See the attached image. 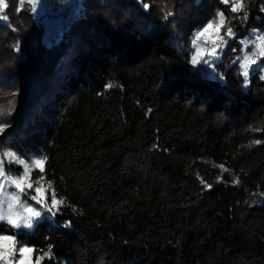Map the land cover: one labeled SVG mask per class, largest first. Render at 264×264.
Here are the masks:
<instances>
[{"label": "trees", "instance_id": "obj_1", "mask_svg": "<svg viewBox=\"0 0 264 264\" xmlns=\"http://www.w3.org/2000/svg\"><path fill=\"white\" fill-rule=\"evenodd\" d=\"M70 1L51 36L31 0L0 15V107L15 104L0 154L47 156L65 201L0 233L34 258L51 249L41 264H264V74L244 87L233 64L242 39L264 34V0L240 13L221 0ZM218 11L236 36L193 65L192 40Z\"/></svg>", "mask_w": 264, "mask_h": 264}, {"label": "snow or ice", "instance_id": "obj_2", "mask_svg": "<svg viewBox=\"0 0 264 264\" xmlns=\"http://www.w3.org/2000/svg\"><path fill=\"white\" fill-rule=\"evenodd\" d=\"M32 12H36V3L38 0H31ZM222 4L230 8L231 13H240L244 10V0H221ZM146 8L150 5L145 4ZM9 8V5L5 0H0V12H4ZM20 10H23V0H21ZM172 16L169 12L164 18ZM218 19L210 20L205 25L201 26V30L195 34V54L191 57V63L197 65L201 62L207 63L208 58L213 59V63L222 54V50L228 46L229 40L234 39L236 34L231 27H228L223 34L221 30L226 23V17L224 11H218L216 13ZM247 13L245 12V18ZM7 15L3 16V20H8ZM204 38L210 40L212 47L203 48L199 44V40ZM192 43H194L192 41ZM243 45H254L255 51L251 54L245 53L242 58H238L233 61V64H238L240 69V75L242 76L245 86L249 83V78L252 71L255 70L253 66L259 68L258 59L261 63H264V34H256L254 40H245L241 42ZM14 50L19 52L20 45L16 44ZM260 71L264 72V68ZM261 80H264V75L260 76ZM107 88L113 87L111 83L106 85ZM15 109V104H11L8 108V112L11 115ZM8 127L5 123H0V133L5 132ZM255 143H261L260 140H256ZM6 158V159H5ZM6 160L14 161L17 165H21L23 172L19 176H11L6 174ZM47 156L39 158H30L26 160L20 158V156L11 151L0 154V218H6L7 223L12 229L20 230L21 228H32L34 223L42 217V211H47L53 216L58 211L59 207L65 203L63 199L57 197V193L53 190L50 196L47 193L43 185L45 180ZM225 171L224 165H220ZM33 170H38L39 177L34 182L31 179V173ZM201 183H205L201 179ZM236 183H239L237 180ZM11 184L15 187V192H7L6 186ZM53 187L52 182L47 183V188ZM205 187L210 188L211 185L205 183ZM29 190H33L34 194H30ZM27 197L22 202L21 195ZM50 200V203H49ZM32 202H35L34 205ZM7 204V208L4 205ZM9 205L13 206L11 214L8 212ZM66 227L69 225H65ZM34 249L29 247L25 242L18 241L17 234L10 232L9 234L0 233V264H33L32 254ZM51 254V249L48 252H44L41 256L35 258L34 264H41V261Z\"/></svg>", "mask_w": 264, "mask_h": 264}, {"label": "rangeland", "instance_id": "obj_3", "mask_svg": "<svg viewBox=\"0 0 264 264\" xmlns=\"http://www.w3.org/2000/svg\"><path fill=\"white\" fill-rule=\"evenodd\" d=\"M57 1L58 0H38V2L36 3V9H37L36 12H35L36 13V18H37V20L39 22H42L45 25V29H46L45 33H46V35H49V36L55 34L56 32L61 31L63 29V27L65 26V20L71 14L70 10L67 9V6H70V9L72 8L70 0H64L61 3H58ZM0 15H1V12H0ZM216 19H218V17ZM224 29H225V27L221 30V34H223V32L225 31ZM256 34H262V33L257 31V30H255V31H253L251 33V36L246 37V38L242 39L241 41L254 40ZM199 44L203 48H206V49L212 47L210 40H205L204 38H201V40L199 41ZM243 50H244L243 55L245 53L251 54L252 51H255V48H254V45L248 44L247 46L243 45ZM195 51H196V48H195V46H193V55L195 54ZM206 59H207L208 62L207 63L201 62L203 65H210L211 62L213 63V59L212 58L206 57ZM258 64L260 65L259 68H258L259 70L261 68H264V63H261L259 59H258ZM253 67L255 69L257 68L256 66H253ZM262 73L264 74V72H262ZM243 82H244V80H243ZM249 83H250V78H249ZM249 83H248V85H249ZM247 86H245V83H244V87H247ZM26 160H30V158H28ZM34 171H38V170H33L32 173H31V179H32L33 182L36 179H38V177L40 175L39 172H37L36 176H34L33 175ZM22 172H23V168H22L20 174H13V173H11L9 171H6V174L7 175H11V176H19V175L22 174ZM42 183H43L45 189L47 190L48 195L50 196L51 192L53 191L52 188L51 189L47 188V183L48 182L46 180H44ZM6 191L11 193V192H15L16 189H15L14 186L9 184V185L6 186ZM29 192H30V194H34L33 190H29ZM26 199H27V197H25L22 194L21 195L22 202H24ZM32 203L34 205L35 202H32ZM49 203H50V200H49ZM4 208L5 209L7 208V204L4 205ZM48 215H49V213L47 211H42V217L39 220L44 219ZM37 222H35L34 225ZM34 225H33V227H34ZM26 229H29V228H26ZM32 262H33V264L35 262V258L33 256V254H32Z\"/></svg>", "mask_w": 264, "mask_h": 264}, {"label": "clouds", "instance_id": "obj_4", "mask_svg": "<svg viewBox=\"0 0 264 264\" xmlns=\"http://www.w3.org/2000/svg\"><path fill=\"white\" fill-rule=\"evenodd\" d=\"M192 41L194 42V43H192V45L195 46L196 37ZM4 115H10L9 112H8V109L0 107V116H4ZM12 211H13V206L9 205L8 212L11 214ZM0 221H7V220H6V218H0Z\"/></svg>", "mask_w": 264, "mask_h": 264}]
</instances>
